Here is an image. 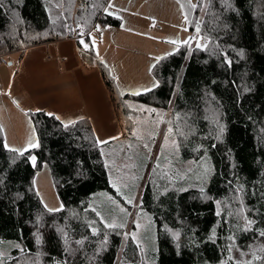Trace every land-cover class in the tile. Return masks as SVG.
I'll list each match as a JSON object with an SVG mask.
<instances>
[{
	"label": "trees",
	"instance_id": "obj_1",
	"mask_svg": "<svg viewBox=\"0 0 264 264\" xmlns=\"http://www.w3.org/2000/svg\"><path fill=\"white\" fill-rule=\"evenodd\" d=\"M108 2L63 0L52 18V0H0V56L21 51L22 57L31 46L68 37L80 48L96 23L121 24L105 12ZM183 2L189 28L198 25L207 44L187 41L162 55L151 68L153 88L117 97L109 68L97 58L125 135L135 126L129 99L170 108L182 157L208 155L213 165L203 188L154 181L145 187L141 207L157 225V264H237L228 258L232 247L264 264V0ZM87 50L96 56L92 45ZM27 114L39 147L23 155L5 144L0 126V240L20 242L4 264H147L123 228H108L88 207L93 193L114 190L91 120L65 127L44 110ZM44 164L63 202L58 211L45 208L35 186Z\"/></svg>",
	"mask_w": 264,
	"mask_h": 264
},
{
	"label": "rangeland",
	"instance_id": "obj_2",
	"mask_svg": "<svg viewBox=\"0 0 264 264\" xmlns=\"http://www.w3.org/2000/svg\"><path fill=\"white\" fill-rule=\"evenodd\" d=\"M52 1L55 4L49 5V13L52 18H57L61 13L63 0ZM188 1L190 6L197 3V0ZM106 7L105 12L119 18L121 24L98 23L100 30L96 27L91 31L90 41L82 39L89 45L88 48L92 45L95 50L96 56L90 57L94 66L99 58L109 68L116 84L117 97L119 92L137 94L156 86L157 80L151 72L152 66L149 68L150 59L157 50L166 53V48L156 45L158 44L156 40L166 32H171L175 37L173 40L175 43L172 41L169 43L171 48L168 53L177 50L185 41H190L191 47L198 45L203 47L207 44L208 39L200 30L197 32L196 28L194 30L189 28L187 7L183 0H109ZM190 37L192 39H189ZM88 48L83 46L82 50ZM10 54L7 56L12 63L2 64L11 74L0 70L2 74L0 88L9 87L15 91L17 83L14 78L18 61L15 55ZM147 78L152 81L149 88L145 86ZM0 101L7 105V99L4 97H1ZM21 101L27 102L25 96L21 95ZM128 103L133 110L130 117L135 122L134 128L122 141L102 149L110 183L112 187L113 184L116 185L113 187L115 191L99 190L93 193L89 198L88 207L97 215L99 213L98 216L100 219L103 217L101 220L104 223L115 221L125 224L123 229L126 235L140 247L146 263L157 264L159 250L157 225L153 214L141 207L145 187L154 181L160 184L169 183L183 189L203 188L210 181L213 165L208 155L201 159L182 157L176 129L169 124L170 108L132 99H129ZM142 109L156 111L149 113ZM121 114L123 120L128 123L130 118L128 113L121 110ZM169 128L172 129L171 133L168 131ZM34 181L44 204L57 209L63 207L48 164H44L37 172ZM125 197L132 199L133 203L129 204ZM121 209H126V212ZM132 233L136 234L135 239ZM16 245L20 246L17 240L1 239L0 253L9 255L17 248ZM230 253L228 258L236 263L253 259L252 255L243 254L234 247L230 249ZM121 255L122 251L119 258Z\"/></svg>",
	"mask_w": 264,
	"mask_h": 264
},
{
	"label": "crops",
	"instance_id": "obj_3",
	"mask_svg": "<svg viewBox=\"0 0 264 264\" xmlns=\"http://www.w3.org/2000/svg\"><path fill=\"white\" fill-rule=\"evenodd\" d=\"M171 32L157 39L158 46L166 53L158 51L150 59V67L164 54L170 52ZM78 47L75 38H65L31 46L24 51L13 52L17 59L15 69L16 90L0 88V99H7V105L0 101V126L5 144L9 147L29 149V140L37 141L33 123L27 112L44 110L59 116L62 121L88 117L93 125L97 140L103 148L122 141L125 134L118 118L109 89L103 75L94 66L91 53ZM86 53V54H84ZM9 55V54H8ZM8 63L12 62L5 56ZM1 72L10 75L0 63ZM0 73V80H2ZM152 85L147 78L146 88ZM21 95L27 102L21 101ZM110 177V176H109Z\"/></svg>",
	"mask_w": 264,
	"mask_h": 264
},
{
	"label": "snow or ice",
	"instance_id": "obj_4",
	"mask_svg": "<svg viewBox=\"0 0 264 264\" xmlns=\"http://www.w3.org/2000/svg\"><path fill=\"white\" fill-rule=\"evenodd\" d=\"M196 6H197V5H192V7H196ZM109 7H112V5H109ZM181 7H183V5H181ZM105 10L107 11V9H105ZM185 19L187 20V16H185ZM53 23H55V21H53ZM97 30H100V29H99V26H97ZM199 30H200V29H199V26L197 25V27H196V31L199 32ZM80 35H81V36L83 35V32H82V31H81ZM189 39H192V38L190 37ZM172 42L175 43V41H172ZM80 43L83 44L85 48H88V47H89L88 44H85V43H84V40H83V39L80 40ZM92 43L94 44L95 41L93 40ZM184 43H187V41H185ZM198 46H200V45H198ZM162 58H163V57H159V58H157V59H162ZM228 63H231V61H228ZM142 110H146V111L149 112V113H153V112L156 111L155 109H142ZM37 111H39V109H37ZM48 115H54V114H53V113H48ZM55 118H56L57 120H60V119H61L59 116H56ZM80 119H83V117H81ZM75 122H76V121H74V120H69V121H67V122L65 123V127H67L69 124H74ZM168 131H169V133H171V132H172V129L169 128ZM98 142H99V143H105L106 141H99V140H98ZM27 147H28V148L39 147V143H38V141L29 140V141H28V145H27ZM145 147H147V145H145ZM10 150H11V151H14V152H17V153L20 154V155H23V154H24V151H25L26 149H20V148L12 147V148H10ZM30 159H31V161H32L33 166H35V164H36V157L33 155V156L30 157ZM113 187H116V185L113 184ZM125 199L127 200V202H128L129 204H132V203H133V200H132V199H128L127 197H125ZM61 207H62V205H61ZM45 208H46L49 212H53V211H58V210H60V209H57V208L48 207L47 204H45ZM121 211L126 212V209H121ZM98 215H99V213H98ZM101 219H103V217H101ZM252 224H253V221L248 220V221H247V224H246V228H245V230H246V231H247V230H250V226H251ZM106 226H107L108 228L115 229V228H124V227H125V224H123V223H116L115 221H113L112 223H107V222H106ZM92 231H93V232H96L97 230H96L95 228H93ZM259 235H260L261 237H264V230L259 231ZM132 236H133V238L135 239L136 234H135V233H132ZM78 243H80V242H78ZM16 247L19 248L20 246H19V245H16ZM21 250H22V249H21ZM4 257H5V254H4V253H0V264H4ZM259 259H262V258L259 257V256H255V255L253 256V260H259ZM237 264H253V261L250 260V261H244V262H237Z\"/></svg>",
	"mask_w": 264,
	"mask_h": 264
},
{
	"label": "bare ground",
	"instance_id": "obj_5",
	"mask_svg": "<svg viewBox=\"0 0 264 264\" xmlns=\"http://www.w3.org/2000/svg\"><path fill=\"white\" fill-rule=\"evenodd\" d=\"M46 1V0H45ZM50 1V0H49ZM47 3V2H46ZM53 4V3H52ZM107 8V7H106ZM13 15V14H12ZM11 15V16H12ZM10 16V17H11ZM14 18V17H13ZM57 21V20H56ZM89 29V28H88ZM76 40V39H75ZM48 43V42H47ZM88 51V50H87ZM90 52H92V51H90ZM89 52V53H90ZM93 53V52H92ZM98 62V61H97ZM103 78V77H102ZM127 96V95H126ZM130 97V96H129ZM131 110V109H130ZM135 111V110H134ZM136 112V111H135ZM134 115V114H133ZM78 121V120H77ZM124 126V125H123ZM123 128V127H122ZM130 128V127H129ZM128 129V128H127ZM133 129V128H132ZM130 130H131V128H130ZM128 133V132H127ZM126 133V134H127ZM181 141V140H180ZM179 143V142H178ZM182 145V144H181ZM181 147V146H180ZM181 150V149H180ZM181 153V152H180ZM196 159V158H195ZM107 167V166H106ZM150 181V180H149ZM150 183V182H149ZM42 186V185H41ZM157 186V185H156ZM156 188V187H155ZM161 188V187H160ZM164 188V187H163ZM114 191V190H113ZM50 193V192H49ZM52 195V194H51ZM51 200V199H50ZM143 200V199H142ZM221 201V200H220ZM222 206V205H221ZM219 209V208H218ZM153 216V215H152ZM158 235V234H157ZM128 242V241H127ZM254 246H256V245H254ZM256 250V249H255ZM246 252V251H245ZM232 253V252H231ZM231 253H229V256L231 255ZM255 253V252H254ZM234 256V255H233ZM254 256V255H253ZM239 259V258H238ZM243 259V258H242ZM253 260V259H252ZM237 261V260H236ZM239 262V261H238ZM255 262V261H254Z\"/></svg>",
	"mask_w": 264,
	"mask_h": 264
},
{
	"label": "built area",
	"instance_id": "obj_6",
	"mask_svg": "<svg viewBox=\"0 0 264 264\" xmlns=\"http://www.w3.org/2000/svg\"><path fill=\"white\" fill-rule=\"evenodd\" d=\"M97 25H98V23L95 24L94 28H96ZM99 39H100V37H99ZM0 63H5V64L8 63V60L4 55L0 56Z\"/></svg>",
	"mask_w": 264,
	"mask_h": 264
}]
</instances>
